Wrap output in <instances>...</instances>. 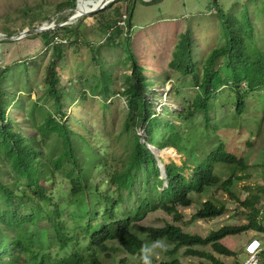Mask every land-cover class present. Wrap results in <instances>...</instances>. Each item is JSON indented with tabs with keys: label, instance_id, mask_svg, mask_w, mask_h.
Masks as SVG:
<instances>
[{
	"label": "trees",
	"instance_id": "obj_1",
	"mask_svg": "<svg viewBox=\"0 0 264 264\" xmlns=\"http://www.w3.org/2000/svg\"><path fill=\"white\" fill-rule=\"evenodd\" d=\"M120 1L116 0L115 3ZM138 1L134 0L125 16L120 7L113 8L116 18L107 19L100 25V30L107 35L100 48L121 47L126 56L122 64L126 67L130 65L132 69V74L126 75L125 91L122 92L127 97L128 108L123 130L133 134L131 143L135 138L129 166L125 170L107 172V169L113 170L107 165L111 163L108 162L111 157L108 149L98 147V144L103 143L101 138H97L95 146L91 145L88 136L94 135V131H90L88 125H85V135H81L70 127V117L64 119L68 116L63 111L64 102L74 97L72 89L76 85L69 79L66 86H62V44L50 41L52 51L46 70L44 103L39 107L35 104V110L43 116L41 121L31 122L36 133L29 138L20 131L28 120L22 121L19 127L18 121L7 115V108L11 102L14 103L17 94L9 90L5 83L9 78L16 77L9 74L11 71L20 72L28 67L22 65L1 71L0 264H106L104 259L110 257L112 249L110 243H116L127 253L137 255L143 252L149 242L163 240L174 246L168 251L172 256L184 247L187 256L203 258L212 264H226L212 253L197 247L211 246L214 252L231 257L236 253L224 244V239L249 230L264 233V223L259 219L264 214V208L257 207L264 194V185L242 202L243 206L250 209L247 225H225L206 237L185 232L174 223H167L163 227L140 225L149 214L159 210L180 221L182 216L179 207L191 206L193 195L205 194L212 188L223 189L233 196L231 187L235 180L243 179L237 174L243 175L249 169L248 160L228 149L226 142L229 139L219 137L214 142L215 148L200 159L197 150L203 141L192 135L185 137L184 130L195 129L198 132L196 125L199 122L202 124V134L209 135L212 131L217 134L223 126L230 128L241 123L249 113V98L257 92H264V48L257 44L261 38L255 37V27L249 13L241 18L226 14L219 7L218 0H214L225 42L216 46L199 68L196 55L193 54L192 33L187 30L181 35L169 67L180 77L188 78L186 82L194 84L196 95L181 111L172 113L164 108L163 112L170 114L166 118L152 108V101L147 98L149 94H154V83L146 76L143 61H138L130 37L136 27L134 9ZM77 3L78 0H66L61 3V7H67L73 13ZM31 19L28 24L33 28L38 17ZM48 20V17H44L42 22ZM7 35L13 34L7 32ZM42 35L49 36L48 33ZM74 42L77 43V38ZM98 58H94V61L100 64ZM198 71H201L199 75ZM107 73L103 64L100 74L93 75L92 79L77 76L78 85L85 81L92 96L100 92L101 96L107 97V88L114 82V73H111V78L107 77ZM222 89H227L233 96L232 102H218L224 96L220 94ZM80 94L84 99L88 95L87 92ZM154 96L153 101L156 100ZM14 104L23 106L22 102ZM221 106L235 109L232 119H212V110ZM257 106L264 112V102H259ZM172 117L179 120V125ZM196 117H200V120L197 121ZM261 122L257 120L256 124L261 125ZM77 124L81 122L77 121ZM145 126L146 142L142 143V137L137 135L136 130ZM95 133L98 134V131ZM150 145L160 151L173 147L187 157L181 165L174 161L168 163L162 157H157ZM159 162L165 166L164 178ZM222 171H228L229 177L224 179ZM100 172L104 176L99 175ZM59 178L68 183H58ZM62 189L68 195H62ZM124 190L127 191L126 196L133 198L130 205H121L125 198ZM72 206H76L77 211H70ZM121 206L131 207L125 209ZM226 212L225 204L208 199L196 216L214 220ZM42 223L52 227L54 238L18 233L24 224ZM100 224L101 227L97 228ZM47 243L55 245L53 253L47 248ZM262 254L264 259V249ZM164 264L181 263L176 258Z\"/></svg>",
	"mask_w": 264,
	"mask_h": 264
},
{
	"label": "rangeland",
	"instance_id": "obj_2",
	"mask_svg": "<svg viewBox=\"0 0 264 264\" xmlns=\"http://www.w3.org/2000/svg\"><path fill=\"white\" fill-rule=\"evenodd\" d=\"M63 1L66 0H0V34L7 35V32H11L13 34L11 36L16 37L25 30H32L44 24L56 26L48 31L30 33L17 40L0 38V74L2 70L8 68L22 65L28 67L20 72L11 71L9 74L16 77L9 78L5 82L7 88L17 94L14 103L22 102L23 105L20 107L11 102L7 108V115L14 117L18 121L19 127L22 121L28 120L25 128H20L24 137L29 138L36 133L31 122H39L43 116L35 110V104L39 107L44 103L43 95L47 87L46 70L51 61L52 51L50 41L55 40L54 44L63 45L64 58L60 62L61 76H63L62 86H66L69 79L76 85L75 89H72L74 97L72 96L64 102L63 111L68 114L64 119L67 120L70 117L72 120L70 127L80 132L81 135H85V125H88L89 130L94 131V135L88 136L91 139V145L95 146L97 138H101L103 143L98 144V147L109 151L111 160L108 162L111 163L107 165L113 170L107 169V172H120L129 166L135 141L134 138L131 143L133 134H127L123 130L128 108L127 97L122 92L125 91L126 75H131L132 69L130 65L126 67L122 64L126 56L121 47L100 48L99 45L107 37L100 30V25L107 19L116 18L113 8L120 7L123 16L128 14V7L133 4L134 0H122L118 3H115L116 0L111 1L104 9L92 14H85L75 21H69V18L76 14V9L72 13V10L67 7H61ZM99 1L96 0L97 3ZM143 1L151 3L145 4ZM143 1L139 0L136 3L134 9L136 27L130 37H132L133 49L138 61H143L146 76L151 78L154 83L152 93L155 94L156 100L153 101L154 94H149L147 98L152 101V108L155 111L169 118L170 114L164 113V108L172 113L181 111L185 104L196 95L194 84L188 81L187 83L188 78L180 77L179 73L172 71L169 67L181 35L187 30L192 33L193 54L196 55V63L199 68H201L204 58L216 46L225 42V37L220 18L215 11L218 7L213 5L214 0ZM218 4L226 14L234 15L237 18L249 13V17L254 23L255 37L261 38L257 44L264 48V0H218ZM109 5L113 7L107 8ZM34 16L38 19L32 28L28 22ZM44 17H48L49 20L42 22ZM66 18L68 20H65ZM240 21L242 20L240 19ZM59 25L60 27H57ZM43 33H48L49 36H43ZM76 38L77 43H72ZM97 50L98 55L96 54ZM96 57L100 58V64L94 61ZM103 64L108 70L107 77L111 78V73H114V82L107 88V97L101 96L100 92L92 96L85 81L78 85L77 76L82 75L87 79H92L93 75L100 74ZM200 72L198 71L197 74L199 75ZM222 90L220 94L224 96L218 102H232L233 96L227 89ZM84 92L88 93L85 99L80 94ZM7 97L10 96L7 95ZM259 102H264L263 91L257 92L249 98L247 108L249 113L244 116L239 125L230 128L223 126L217 134L213 131L209 135L202 134V124L199 122L196 125L199 128L198 132L195 129L184 130L185 137L192 135V137H198L203 141L197 150L200 159H203L215 148L214 142L219 137V139H229L226 142L228 149L248 160L249 169L243 175L237 174L243 179L235 180L231 187L233 196L223 189L212 188L205 194L193 195L191 206L179 207V213L182 216L180 221H177L173 215L159 210L149 214L140 223L141 226L163 227L167 223H174L182 227L185 232L206 237L210 232L225 225L248 224L250 209L243 206L242 202L257 193L259 187L264 185V112L257 106ZM234 111L233 107L221 106L212 110V119L216 121L225 117L232 119ZM172 118L179 125V120L176 117ZM196 120L199 121L200 117H196ZM257 120H262L261 125L256 124ZM77 121L81 124H77ZM146 129L147 126L139 127L136 130L137 135L142 137V143L146 142L144 139L147 136ZM96 131L98 134L95 133ZM150 149L157 157H162L168 163L174 161L181 165L187 157L186 154L179 153L173 147H167L160 151L156 146L150 145ZM162 168L164 170L163 164ZM221 174L224 179L229 177L228 171H222ZM99 175L104 176V173L100 172ZM57 182L68 183L62 178H59ZM7 183L9 182L7 181ZM61 194L68 195V192L62 189ZM126 194L127 191L124 190L125 198L121 205L133 203V198H129ZM61 198L65 197L61 196ZM208 199L225 204L227 212L214 220L198 218L197 211ZM128 207L131 206H121L125 209ZM257 207L264 208V194ZM70 211H77V207L72 206ZM259 219L261 223H264V214ZM100 227L101 224L97 225V228ZM18 233L31 237L41 236L45 239L55 237L54 230L46 223L24 224L18 229ZM253 240L261 242L264 248V233L249 230L223 240L224 244L236 253L234 256L220 255L214 252L211 246L197 247V249L212 253L226 264H242L247 254V247ZM49 244H46L47 248L53 253L55 245L50 246ZM110 246L112 248L110 257L104 259L106 264H164L176 258L181 264H212L203 258L187 256L184 247L180 248L175 255H170L168 251H171L174 246L165 240L149 242L143 252L137 255L127 253L116 243H110ZM261 264H264L263 257Z\"/></svg>",
	"mask_w": 264,
	"mask_h": 264
},
{
	"label": "water",
	"instance_id": "obj_3",
	"mask_svg": "<svg viewBox=\"0 0 264 264\" xmlns=\"http://www.w3.org/2000/svg\"><path fill=\"white\" fill-rule=\"evenodd\" d=\"M113 1H114V0H113ZM107 5H108V3L106 4V2H105L103 7H101V8H93V9L87 11L85 14H92V13H95V12H97V11H99V10L104 9ZM77 8H78V3H77ZM77 8H76V10H77ZM85 14H84V15H85ZM76 18H77L76 14H73V16H71V17L69 18V21H72V20H74V19H76ZM78 19H79V18H78ZM76 20H77V19H76ZM57 27H60V25L57 26ZM54 28H56V26H54V25L46 26V24H44V25H42V26H40V27H38V28L32 29V30H25V31H23L20 35H18V36H16V37H14V36H7V35L0 34V38L5 37V38L10 39V40H17V39L24 38V37L28 36L30 33H33V32H43V31H48V30L54 29ZM159 166H160V168H161V173H162L163 178L166 177V174H165V166H164V170H163V168H162V163L159 162Z\"/></svg>",
	"mask_w": 264,
	"mask_h": 264
},
{
	"label": "built area",
	"instance_id": "obj_4",
	"mask_svg": "<svg viewBox=\"0 0 264 264\" xmlns=\"http://www.w3.org/2000/svg\"><path fill=\"white\" fill-rule=\"evenodd\" d=\"M124 24V23H122ZM263 246L260 242L253 240L247 247V254L243 264H261Z\"/></svg>",
	"mask_w": 264,
	"mask_h": 264
},
{
	"label": "bare ground",
	"instance_id": "obj_5",
	"mask_svg": "<svg viewBox=\"0 0 264 264\" xmlns=\"http://www.w3.org/2000/svg\"><path fill=\"white\" fill-rule=\"evenodd\" d=\"M113 0H100L99 3L96 0H78V8L76 10V16L78 18L84 16V14L93 9V8H101L104 6V3H110ZM74 19V21L76 20Z\"/></svg>",
	"mask_w": 264,
	"mask_h": 264
},
{
	"label": "clouds",
	"instance_id": "obj_6",
	"mask_svg": "<svg viewBox=\"0 0 264 264\" xmlns=\"http://www.w3.org/2000/svg\"><path fill=\"white\" fill-rule=\"evenodd\" d=\"M260 245H262V243L260 242Z\"/></svg>",
	"mask_w": 264,
	"mask_h": 264
}]
</instances>
